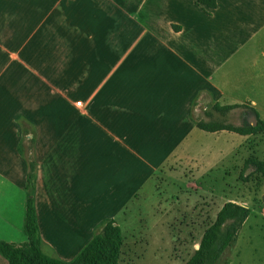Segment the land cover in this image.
I'll return each mask as SVG.
<instances>
[{
  "label": "crops",
  "instance_id": "obj_1",
  "mask_svg": "<svg viewBox=\"0 0 264 264\" xmlns=\"http://www.w3.org/2000/svg\"><path fill=\"white\" fill-rule=\"evenodd\" d=\"M214 1L0 0V241L26 243L29 163L40 250L61 262L108 221L123 243L214 193L215 141L232 152L243 136L195 112L254 117L264 0Z\"/></svg>",
  "mask_w": 264,
  "mask_h": 264
},
{
  "label": "rangeland",
  "instance_id": "obj_2",
  "mask_svg": "<svg viewBox=\"0 0 264 264\" xmlns=\"http://www.w3.org/2000/svg\"><path fill=\"white\" fill-rule=\"evenodd\" d=\"M262 99L259 108L253 110L263 122L264 96ZM221 108L218 105L208 110L200 108L195 116L197 114L200 125L214 128L215 132L235 133L229 128L247 130V126L255 123V117L249 113L247 106L225 112ZM260 129L241 135V142L233 136L230 142L235 148L232 152L223 150L220 141L216 140L210 157L216 159L220 150L222 157L216 159L212 173L214 182L203 185L212 188L214 193L195 199L196 204H192L188 197L182 198V208L175 218L171 220L168 216V224L160 228L158 223L146 221L142 231H124L119 263L187 264L199 248L205 230L213 224L222 206L230 202L247 209L248 216L238 229L234 242L221 254L216 264H264V128ZM186 170L183 173L190 175ZM204 192L208 194L209 191Z\"/></svg>",
  "mask_w": 264,
  "mask_h": 264
},
{
  "label": "trees",
  "instance_id": "obj_3",
  "mask_svg": "<svg viewBox=\"0 0 264 264\" xmlns=\"http://www.w3.org/2000/svg\"><path fill=\"white\" fill-rule=\"evenodd\" d=\"M198 3L214 8V0H197ZM242 106L232 105L222 107V111H229ZM255 123L247 126V130L229 128L240 135L264 128L258 114L252 109ZM198 127L207 132H215L214 128H206L197 124ZM26 206L24 216V235L26 243L23 246H15L0 241V255L7 259L8 264H120L119 256L122 246V235L118 226L113 221L102 225L89 244L71 262H61L45 256L40 250V238L35 220L33 208V165L29 163L26 177ZM248 216V210L232 204L225 203L217 213L215 221L204 232L199 248L195 251L187 264H216L221 254L234 242L236 233L243 221ZM227 225V226H225Z\"/></svg>",
  "mask_w": 264,
  "mask_h": 264
},
{
  "label": "built area",
  "instance_id": "obj_4",
  "mask_svg": "<svg viewBox=\"0 0 264 264\" xmlns=\"http://www.w3.org/2000/svg\"><path fill=\"white\" fill-rule=\"evenodd\" d=\"M79 105V104H78Z\"/></svg>",
  "mask_w": 264,
  "mask_h": 264
}]
</instances>
